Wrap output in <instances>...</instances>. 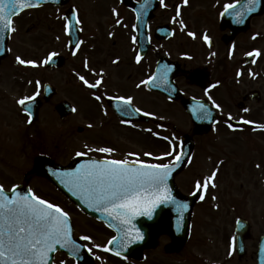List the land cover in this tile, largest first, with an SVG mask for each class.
Returning <instances> with one entry per match:
<instances>
[{"label": "flooded vegetation", "instance_id": "af4514ba", "mask_svg": "<svg viewBox=\"0 0 264 264\" xmlns=\"http://www.w3.org/2000/svg\"><path fill=\"white\" fill-rule=\"evenodd\" d=\"M242 1L188 0L184 5L183 0H165L167 7L162 8L158 0L152 13L150 7L147 13L138 14L137 10H140L144 0H132L129 5H102L98 0H69L61 7L45 4L13 17L17 31L10 33L8 55L0 65V125L4 126L5 131L14 129L18 133V146L16 152L0 147V184L9 182V187L2 184L8 189L14 185H28L33 189V180L37 178L43 187L55 189L43 175L47 171L46 166L50 163L64 167L71 165L80 158L76 156L77 152L86 151L85 145L114 150L111 156L89 153L93 159L133 160L139 156L146 163H160L144 154H166V140L160 137L169 138L171 135L164 130L168 107L178 110L182 118L193 126L190 135L194 149L189 166L196 164L198 167L200 162H208L213 171L219 166L216 178L230 166L242 172L244 162L240 157L243 149L236 147L246 146L249 158L245 165H250L253 170L257 190V154H261L258 142L264 140V131L256 127L264 125V5L260 7L262 13H255L250 18L245 14L243 23H237V13L245 12V7L239 6ZM226 4H235L236 7L224 14ZM177 6H180L181 15L173 24L171 19L176 15ZM113 8L119 12V19L123 22L120 26L116 25ZM73 9L78 13L83 29L74 35L84 40L76 56L67 46L69 37L64 34L65 22L58 18L71 16ZM179 20L186 25L184 31L180 30ZM189 31L195 33V39L187 35ZM204 34L211 39V47L204 42ZM133 36L137 37L136 44L132 43ZM148 36L151 37L150 43L146 42ZM53 51L59 53L56 57L63 58L62 67L45 65L31 68L16 63L17 56L39 63ZM253 51H259L261 55H247ZM137 54L143 57L140 64L135 62ZM114 60L119 62L114 64ZM85 61L88 63L87 69L84 67ZM164 64L172 69L169 82L175 91L136 87ZM93 72L104 73V83L100 89H88L78 79V75H82L94 83L100 77L93 75ZM238 73L243 75L238 76ZM36 81H40V95L36 99L40 107L38 119L29 124L31 117L17 101L37 91ZM213 84L217 87L212 88ZM47 85L52 89L51 95L45 94ZM206 89H211L208 95L220 105L221 110L211 107V102L205 96ZM101 92L105 96H132L135 107L152 115L122 117L111 101L105 99L102 107L93 98ZM196 101L210 108L213 123L219 121L214 123L213 128L203 131L194 126L193 118L184 104H191L193 109ZM105 109L107 115L104 114ZM229 115L233 117L231 121L227 120ZM122 119L131 120L134 126L122 124ZM243 120L251 123H238ZM227 123H232L238 130H230ZM90 124L91 128L88 127ZM218 126H222V132L214 133ZM174 130L178 132L177 127ZM183 137L180 135L179 141ZM205 137H209L210 142L205 149H198L197 139ZM225 141L233 146L232 150L225 146ZM129 153L135 155L128 156ZM220 161L224 163L220 164ZM163 162L167 163V159ZM19 170L21 173H16ZM260 236L257 237L256 233L246 241V258L250 253H253L251 259L257 257ZM164 237L167 236H158L154 249L161 248L158 244ZM233 237L236 236L225 234L223 239L231 246ZM163 248L164 252L172 250L177 256L183 252V248L173 245H164ZM95 249L93 255L96 257L99 251ZM154 249L146 251L143 264L151 259L150 252ZM102 254L106 258H116L109 252L102 251ZM153 261L151 264H160L159 259ZM126 262L138 263L132 260ZM238 263L242 264V261L238 260ZM95 264L117 263L95 259ZM216 264L229 262L223 260Z\"/></svg>", "mask_w": 264, "mask_h": 264}, {"label": "snow or ice", "instance_id": "6c2138e0", "mask_svg": "<svg viewBox=\"0 0 264 264\" xmlns=\"http://www.w3.org/2000/svg\"><path fill=\"white\" fill-rule=\"evenodd\" d=\"M151 2L152 0H144V3L140 5L141 14L147 13L151 7ZM260 2L261 0H247L245 12L237 13L236 22L243 23L245 13L255 12L256 6ZM42 3L59 4V0H0V45H3L6 33H15L17 31L12 17L28 9L39 8ZM183 3L187 5L188 0H183ZM159 5L162 8L167 7L165 0H159ZM235 7V4L224 5V14L230 13V10ZM112 13L117 17L116 25H122L123 22L119 19V12L113 8ZM180 15V6H177L176 15L172 17L171 23L176 24ZM58 18L65 22L64 34L69 37L67 46L71 50V54L76 56L84 44V40L78 37L73 40L75 33L83 31L80 27L81 21L78 13L73 9L71 16L66 15ZM179 23L180 30L184 31L186 25L183 20H179ZM124 26L126 27V25ZM187 35L193 39L196 38L195 33L191 31L187 32ZM57 39L59 40V37ZM253 39H256V37L253 36ZM203 40L209 47L212 46V41L207 34H204ZM146 42H151L150 36L146 38ZM132 43H137L136 36L132 37ZM58 55V52H50L48 57L39 63L32 60L26 61L17 56L16 63L25 67L39 68L53 63V58ZM212 55L215 56L216 53L213 52ZM247 55L259 57L261 53L253 51ZM142 59L143 57L137 54L135 62L140 64ZM188 59H191V57H188ZM118 62L113 61L114 64ZM252 62L255 63V60ZM84 67L88 68L87 61H85ZM171 71L172 69L167 64L161 65L155 74L141 81L136 87L148 86L150 89L163 88L166 91H175L169 82V73ZM92 74L100 77L94 83H90L82 75H78V79L88 89H100L104 83V73L93 72ZM237 75L240 76L243 73H238ZM36 85L37 91L33 95L25 96L17 101V104L21 106L29 117H31L29 105L40 95V81H36ZM211 87L215 88L217 85L213 84ZM210 90H205L207 100L211 102L212 108L221 110L220 105L208 95ZM93 98L102 107L105 99L111 101L122 117L152 115L135 107L134 97L132 96H105L101 92V94H97ZM72 111L75 112L76 109L73 108ZM245 111L248 110L245 109ZM192 113L198 120L213 122V113L205 103L196 101ZM104 114L107 115L106 109ZM232 119L231 115L227 117L228 121ZM28 123H32L31 118H29ZM121 123L131 125V120L122 119ZM214 123H219V121H214ZM238 123L250 124L251 122L243 120ZM88 127L91 128L92 125L90 124ZM227 127L232 131L238 130L232 123H227ZM256 127L264 131V125ZM146 131L150 132L151 129H146ZM160 139L166 140L169 144V149L165 155L152 156L151 153L144 154L153 160L160 161V163H146L139 156H136L133 160L127 158L93 159L89 156V153L97 152L111 156L114 150L110 147L92 148L85 145L86 151L77 152L76 156L80 158L88 157V162L80 164L72 171L52 172V175L56 177L60 184L64 185L71 195L76 197L85 208L106 217L108 226L113 227L118 233V236H114L108 242L109 245L116 246L115 251H112L108 246L101 248L89 235H81L79 240L91 244L92 247L78 243L73 238L74 226L69 213L59 205L36 195L31 188L26 191H20L18 190L20 185H14L10 189H6L4 185L0 184V264H50V262L54 264V254L59 250H65L71 259L80 261L83 260L81 253L86 251L91 254L93 248L103 252L112 251V255L126 259L122 253L127 252L131 245L144 239L143 232L134 223L138 217L144 216L151 219L161 205H172L177 215L182 219L183 211L187 209L188 205L177 200L172 195L169 179L172 177L173 172L186 162L185 157H188V153L184 151L182 144L178 145L173 142L176 139L175 137L171 140L166 136L160 137ZM134 155V153L128 154V156ZM169 157L171 162L164 163L163 161ZM187 162H191L190 157ZM219 163L223 164L224 162L220 161ZM256 167L260 168L261 165L257 164ZM218 171L219 166L210 176L197 180L191 195L196 196L199 193V199L201 201L204 200V194L209 186L212 188L216 187L214 181ZM212 199L215 200L216 197H212ZM236 249L237 241L236 237H233L230 254ZM95 259L99 260L100 257L96 256ZM61 264H67V261H61Z\"/></svg>", "mask_w": 264, "mask_h": 264}, {"label": "rangeland", "instance_id": "374dc122", "mask_svg": "<svg viewBox=\"0 0 264 264\" xmlns=\"http://www.w3.org/2000/svg\"><path fill=\"white\" fill-rule=\"evenodd\" d=\"M98 1L102 5L116 4V0ZM165 122V132L170 133V137L172 136V138L175 137L176 139L180 135L191 133L190 130L193 127L182 118L181 114L175 108H166ZM175 126L178 128L177 133L174 130ZM16 130L18 131L17 128ZM218 132H222V126H218V128L214 130V133ZM17 136L18 133L14 129L5 131L4 126L0 125L1 149L16 152L18 146ZM208 139L209 137L201 138V140L197 139L198 149H205L208 142H210ZM173 142H175V140ZM223 143H225V146L229 150L233 149V146L228 145L226 141ZM258 144L261 154H257V164H260L261 167L257 168V190L253 179V170L250 169V165H245V161L249 158L248 152H246L247 147H236L237 149H243L240 158H242L244 162V171L238 172L234 167L230 166L228 170L221 173L219 177L215 179V188L209 186L207 192L204 194V200H200L194 210L192 220L193 229L191 230L187 244L182 250V254L177 256L175 253L167 254L164 252L163 246L170 243L169 237H164L158 244L161 248L158 250L156 248L153 252H150L151 259L147 260L144 264H151L154 262L153 260L158 259L160 260V264H211L212 262L216 264L223 260L228 261L229 264H239L237 255L234 252L230 254L231 246L227 244L223 237L225 234L231 235L234 233L235 223L238 217L246 218L251 222L253 234L257 233L259 235L263 232L264 140L258 142ZM168 149L169 146L166 145V153ZM18 165H20V163ZM19 172L20 170L16 171V173ZM212 172V166H210L208 162H200L198 167H196V164H193L187 172L177 178V184L183 194H189L194 190V184L197 180H202L204 177L210 176ZM13 174L18 178L15 173ZM1 177L4 178L3 175H1ZM1 183L7 187L10 186L9 182ZM33 190L38 196L59 205L69 213L74 222L77 236L89 235L101 248L107 246L109 240L113 237V233L95 220L83 215L76 207L65 201L66 199L62 197L56 189L43 187L39 179L35 178L33 180ZM212 197H216V199L213 200ZM87 246L92 247L91 244H87ZM98 251L99 260L104 261V263L113 261L117 264H131L130 262L121 261L110 256L106 258L103 256L104 254H102L101 250L98 249ZM160 255H162V257H160ZM252 255L253 253H250L242 264H255L254 259L250 257ZM61 261H67V264H73V261L66 258V256L58 257L55 264H61Z\"/></svg>", "mask_w": 264, "mask_h": 264}, {"label": "water", "instance_id": "95a60500", "mask_svg": "<svg viewBox=\"0 0 264 264\" xmlns=\"http://www.w3.org/2000/svg\"><path fill=\"white\" fill-rule=\"evenodd\" d=\"M63 0H59V4H62ZM123 3L128 4L129 0H123ZM247 4V0H246ZM5 48L6 44L3 43V45H0V62L1 60L5 57ZM187 106V104H186ZM198 127L201 128H206V126L200 122H196ZM185 152L188 153V157H185V163L182 164L179 168L176 169L175 172H173L172 177L169 179V186L172 189V195L179 201L186 203L188 205L187 209L183 211V217L182 219L177 215V212L172 205H161L156 212L153 214V217L151 219L141 216L138 217L134 223L136 224L137 228L140 229L141 232L144 234V239L143 241L133 244L129 247L127 252L122 253L123 256L125 257H136L141 255V253L148 248H151L154 244V230L158 229L162 226L163 222H165V227L167 229V233L170 235V237L173 240V243L175 245H183L189 236V231H190V223H191V216H192V210L193 207L198 199L199 195L192 196V197H186L182 196L179 190L177 189V186L175 184V176L179 174L183 168L186 166L188 158L191 153V143L188 139H185ZM56 166H53L52 169L46 172L47 176L60 188L61 191L67 193V188L60 184V182L56 179L55 176L52 175V172L56 170ZM68 171L66 169H59L56 172H65ZM20 191H26L23 187L18 189ZM70 197V196H69ZM75 200L76 205L81 208L84 212H86L88 215L98 219L99 221L104 222L108 226V222L106 217L102 216L100 213L94 212L91 209L85 208L76 198H72ZM109 227V226H108ZM115 231L113 227H110ZM238 234L239 236L241 235L240 233L243 232L247 233L248 228L246 226V223H243L242 221H239L238 223ZM116 232V231H115ZM117 233V232H116ZM118 236V233H117ZM241 237V236H240ZM74 238V236H73ZM239 251L241 252L240 255H244L243 252V242L240 241L239 239ZM112 251L116 250L115 245H111ZM60 251H65V250H60ZM83 261V260H80ZM88 259L82 263H88ZM258 261L259 264H264V237L262 238L261 241V248L258 256ZM52 264V262H50Z\"/></svg>", "mask_w": 264, "mask_h": 264}]
</instances>
